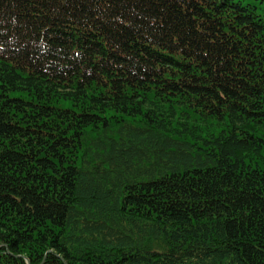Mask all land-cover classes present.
I'll use <instances>...</instances> for the list:
<instances>
[{"label":"trees","instance_id":"obj_1","mask_svg":"<svg viewBox=\"0 0 264 264\" xmlns=\"http://www.w3.org/2000/svg\"><path fill=\"white\" fill-rule=\"evenodd\" d=\"M0 264H264V0H0Z\"/></svg>","mask_w":264,"mask_h":264}]
</instances>
